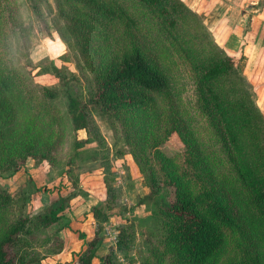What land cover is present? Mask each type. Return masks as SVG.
Instances as JSON below:
<instances>
[{
	"label": "trees",
	"instance_id": "1",
	"mask_svg": "<svg viewBox=\"0 0 264 264\" xmlns=\"http://www.w3.org/2000/svg\"><path fill=\"white\" fill-rule=\"evenodd\" d=\"M43 1L0 0V164L12 167V175L28 157L51 161L71 137L68 164L95 157L97 150L86 146L95 141L109 166L101 135H89L95 109L128 147L115 156L131 154L149 188L140 199L153 204L139 219L150 253L146 260L140 251L142 264H264V114L239 59L218 46L182 0H51L49 17ZM33 15L46 17L73 53L84 91L73 90L83 82L65 64L50 59L36 66L35 74L57 78L47 85L33 79L31 58L17 60ZM179 61L192 76L196 115L182 104L173 73ZM194 116L209 131V145ZM171 134L185 147L187 170L159 148ZM110 179L104 176V202L89 210L94 235L85 240V232L78 233L85 246L76 264H93L103 244L100 223L115 200ZM72 197L60 194L35 215L16 214L11 195L0 187V264H32L57 252L62 245L56 237V245L45 248L52 237L47 229L62 220L57 229L69 226L65 211ZM117 230L115 248L125 251L134 242V224L124 222ZM115 259L114 249L99 257L100 264Z\"/></svg>",
	"mask_w": 264,
	"mask_h": 264
},
{
	"label": "rangeland",
	"instance_id": "2",
	"mask_svg": "<svg viewBox=\"0 0 264 264\" xmlns=\"http://www.w3.org/2000/svg\"><path fill=\"white\" fill-rule=\"evenodd\" d=\"M182 1L198 14L218 46L229 56L239 59L240 71L252 84L256 94L255 101L264 114V0ZM47 4H51V0L43 1L41 6L44 15L49 17ZM49 22L41 15L32 16L31 26L33 27L31 29L28 27L29 24L25 25L27 30H24L19 39V48L18 52H15V57L20 62H24L25 56L31 58L30 67L33 66V79L47 85L56 83L57 78L48 73L35 74L36 66L43 65L50 59L57 64H65L76 71L83 82L75 84L72 87L73 90L84 91L83 84L86 81L80 75L73 53L68 51L57 33L47 26ZM65 52L68 59L62 60V54ZM174 67H176L173 70L174 77L182 90V104L186 106L190 114L193 112L196 115L193 108L192 76L186 71V66L182 62L179 61ZM194 117L200 138L209 145L211 142L209 131L203 126V120L199 116ZM88 126L93 132L89 134L90 136L97 131L104 140V147L108 150L109 166H106L102 159L104 150H99L100 146L95 141L86 145L91 150L92 148L97 150L94 159L91 157L76 159L68 164L72 141V138L68 137L62 146L54 151L51 161H37L36 158L28 157L24 163L25 167H21L12 175H10L12 167L5 166V163L0 164V187L6 189L11 195L12 212L16 214L21 212L35 215L45 206L55 202L58 195L73 196L70 199L71 210L65 211V218L72 220L81 219L82 216L86 217L92 205L100 201L104 202L107 196L104 176L111 178L110 182L115 188V200L112 208L105 211L108 216H104L98 232L104 237V247L107 246L109 251L110 249L115 250V264H130V260H134L132 264H142L140 251H144V259L150 253L145 250L147 247L143 241L147 228L139 219L149 213L153 204L140 203V199L149 192V188L131 154L115 156L118 150H127L128 147L121 142L120 135L113 131L108 120L99 111L95 109L91 111ZM79 133V135H84L82 131ZM159 148L167 155H176L185 169H188L185 147L176 134L168 136L160 143ZM105 167H109L106 174L104 173ZM75 181L76 188L71 184ZM129 221L134 224V242L125 251H118L115 248L117 229L122 223ZM64 222L65 220H62L47 229V233L52 237L45 248L51 244L56 245V238L63 246V240L60 239L62 229L57 228ZM37 237L41 239L44 234L39 233ZM45 248H40V250L45 251ZM32 264L40 263L37 260Z\"/></svg>",
	"mask_w": 264,
	"mask_h": 264
},
{
	"label": "crops",
	"instance_id": "3",
	"mask_svg": "<svg viewBox=\"0 0 264 264\" xmlns=\"http://www.w3.org/2000/svg\"><path fill=\"white\" fill-rule=\"evenodd\" d=\"M95 220L89 214L82 216L81 219H72L69 221V226L62 228L61 238L63 240V246L55 253H49L44 255L40 260V264H76V254L84 248V240L79 238L78 233L80 231L85 232V240L90 239L94 235ZM105 245L98 247L96 251V257L93 259V264H100L99 257L109 253V250Z\"/></svg>",
	"mask_w": 264,
	"mask_h": 264
}]
</instances>
